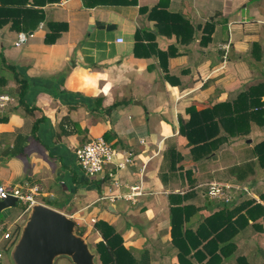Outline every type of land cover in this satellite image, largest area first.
<instances>
[{
	"label": "crops",
	"instance_id": "0c3cea01",
	"mask_svg": "<svg viewBox=\"0 0 264 264\" xmlns=\"http://www.w3.org/2000/svg\"><path fill=\"white\" fill-rule=\"evenodd\" d=\"M35 1L25 3L42 15L33 29L34 17L17 24L26 31H16L9 17L0 25V95L13 99L0 109V183L40 184L37 200L72 219L93 253L101 240L93 224L107 222L135 264H179L170 236L175 196H186L181 205L198 210L188 215L193 231L225 207L206 195L210 182L250 191L251 197L241 191L231 205L239 195L260 202L264 169L250 150L263 139L264 126L252 124L247 136L227 137L196 162L179 128L188 110L203 111L264 85V0H85L93 7L83 0ZM154 7L180 14L193 33L191 41L181 44L174 35H159L148 18ZM5 20L0 16L1 23ZM49 24L63 30L46 45ZM137 31L143 46H154L134 55ZM21 33L26 39L16 46ZM119 38L122 43H116ZM16 78L28 81L23 105L13 94ZM64 118L67 134L61 133ZM96 137L116 152L115 163L130 160L123 168L108 167L116 186L107 176L89 180L76 165L74 150ZM249 162L252 174L239 184L228 170ZM25 218L18 213L14 222L21 225ZM262 222L259 231L250 228L235 236L236 255L264 256V248L251 244L264 234ZM250 230L255 233L246 243L242 236Z\"/></svg>",
	"mask_w": 264,
	"mask_h": 264
},
{
	"label": "trees",
	"instance_id": "16d2710c",
	"mask_svg": "<svg viewBox=\"0 0 264 264\" xmlns=\"http://www.w3.org/2000/svg\"><path fill=\"white\" fill-rule=\"evenodd\" d=\"M27 0H0V16L11 19V24L16 31H26L25 27L18 28L24 19L34 17L33 29L41 20V12L37 9L25 6ZM57 0H43L44 3H52ZM39 1L33 0V4ZM11 4L8 5L7 4ZM43 3V4H44ZM134 3V1H132ZM85 7H93L91 3L83 0ZM14 6V7H13ZM140 12H145L143 8ZM20 18V20H14ZM148 18L155 22V31L159 35L170 37L174 35L178 43L187 44L192 39L193 33L189 31L184 18L177 13H170L164 8L154 7L148 11ZM18 24V25H17ZM49 31L45 34L44 43L54 44L62 32L60 24H49ZM65 30V27H64ZM134 55L137 50L146 48L141 44L142 37L139 32L134 35ZM153 40V39H152ZM154 44L148 45L151 50ZM253 47H257L253 45ZM151 51L144 54L149 55ZM157 55H165L156 51ZM16 88L13 91L18 104L23 105V97L28 88V81L24 78H16ZM264 85L258 84L240 93L234 100L218 103L203 111L188 110L190 116L186 122H180L179 133L186 139L187 146L193 161H203L208 158L227 137H245L250 133L253 124L264 126ZM115 104L105 109L110 111ZM61 125V133L67 134L64 126L69 122L64 118ZM251 159H255L256 165L264 169V136L255 143L250 150ZM175 162V161H174ZM171 167L174 168L175 163ZM254 164L252 162L232 166L228 172L241 184L250 174ZM177 197L178 203L170 209V236L171 243L177 249L179 264H255L254 255H236L235 236L246 229L259 231V221L264 220V191L258 194L260 202L253 198L242 199L234 205L223 204L224 208L213 212L201 221L193 231L188 226V215L197 213V209L181 205L184 197ZM174 197V198H175ZM235 199V198H234ZM234 202V201H232ZM231 202V203H232ZM231 205V206H230ZM93 230L98 233L99 240L94 247V253L98 256L100 264H135L130 253L123 245L122 238L115 229L103 220L93 224ZM81 236V230L78 231ZM264 264V260L260 263Z\"/></svg>",
	"mask_w": 264,
	"mask_h": 264
},
{
	"label": "water",
	"instance_id": "95a60500",
	"mask_svg": "<svg viewBox=\"0 0 264 264\" xmlns=\"http://www.w3.org/2000/svg\"><path fill=\"white\" fill-rule=\"evenodd\" d=\"M98 25L95 22L94 26ZM15 202L12 197L1 200L0 212L12 208ZM59 257L67 258L71 264H96L95 254L72 219L47 206L33 205L19 228L9 259L12 264H54Z\"/></svg>",
	"mask_w": 264,
	"mask_h": 264
},
{
	"label": "built area",
	"instance_id": "2783aa9c",
	"mask_svg": "<svg viewBox=\"0 0 264 264\" xmlns=\"http://www.w3.org/2000/svg\"><path fill=\"white\" fill-rule=\"evenodd\" d=\"M25 39V34H18L15 45L18 46ZM116 43H122V39H117ZM11 102H13V99L10 96L0 95V109L5 108ZM116 156L117 154L113 148L101 137L93 138L74 150L76 165L86 178L89 180L104 179L107 176V179L112 181L111 185L115 186L117 183L114 180V173L108 170V167L123 168L126 164L130 163L129 158H124L123 161L115 163ZM42 190V186L37 183L24 182L21 185L15 186H6L0 183V201L12 197L16 202H21L25 206L22 214H27L33 205L41 204L37 198L40 196ZM241 191L246 192V189L234 185L210 182L207 184L206 195L211 200L227 205L231 204ZM113 197L111 196L110 199L112 200ZM20 226V224H16L14 221L11 224L0 222V264H4L5 254L14 245Z\"/></svg>",
	"mask_w": 264,
	"mask_h": 264
},
{
	"label": "rangeland",
	"instance_id": "374dc122",
	"mask_svg": "<svg viewBox=\"0 0 264 264\" xmlns=\"http://www.w3.org/2000/svg\"><path fill=\"white\" fill-rule=\"evenodd\" d=\"M247 192H248V194H247ZM244 193L246 195H248L249 197H251L249 190L246 189V192H244ZM240 199H242L241 195H239V198L237 199V202ZM235 201H236V199H235ZM24 207L25 206L21 202H15V205L12 208H9L8 209L9 212H12L11 214L4 215L3 214V211L0 212V221L5 222L7 224H11L14 221V219L16 218L17 214L18 213H21L23 211ZM262 225L264 227V223L263 222H262ZM262 231L264 232V230H262ZM254 233H255L254 231H251V233H249V235L248 234L247 235H243L242 236L243 241L246 242V243H249L247 236L254 235ZM88 240H90V238ZM253 241L255 242V244L258 243L259 246H261V248H264V234H262V236H255V238L253 240H251V244H252ZM244 247H245V244L242 243L241 246H240V248H241L240 252L241 253L244 251L243 250ZM238 255H240V254H238ZM257 257L259 259L258 260H255V264H260L262 262V259H264V256H262L261 254H257ZM3 263L4 264H12L11 261H10V259H9V251H8V253L5 254V258L3 260ZM54 264H71V262L67 258H65V257H59V258H57L55 260Z\"/></svg>",
	"mask_w": 264,
	"mask_h": 264
}]
</instances>
